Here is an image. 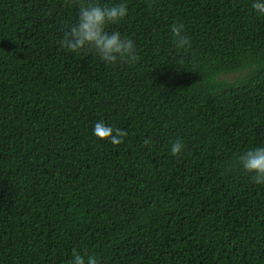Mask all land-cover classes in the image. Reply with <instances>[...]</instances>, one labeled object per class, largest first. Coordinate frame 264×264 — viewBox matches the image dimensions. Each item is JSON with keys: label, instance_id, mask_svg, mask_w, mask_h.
I'll return each instance as SVG.
<instances>
[{"label": "trees", "instance_id": "1", "mask_svg": "<svg viewBox=\"0 0 264 264\" xmlns=\"http://www.w3.org/2000/svg\"><path fill=\"white\" fill-rule=\"evenodd\" d=\"M97 2L126 3L107 27L135 63L59 46L81 0H0V264H264V184L237 161L264 146V16Z\"/></svg>", "mask_w": 264, "mask_h": 264}, {"label": "clouds", "instance_id": "2", "mask_svg": "<svg viewBox=\"0 0 264 264\" xmlns=\"http://www.w3.org/2000/svg\"><path fill=\"white\" fill-rule=\"evenodd\" d=\"M251 8L258 16H264V0H251ZM127 12V5L124 2L106 6L97 0H81L76 20L64 32L59 46L73 53L89 50L105 64L135 63L137 60L135 42L117 30L109 31L107 27L123 20ZM183 27V24L175 23L170 26L176 39L177 49L183 48L189 43L188 38L182 34ZM102 126L107 127L101 122H98L95 127ZM125 134L124 130L110 129L109 139L119 142V138ZM148 142L145 139V143ZM182 149L183 144L179 139L170 146L173 155L179 154ZM237 161L241 169L252 174L254 183L264 184V146L247 149L238 155ZM67 264H98V259L94 255L81 254L73 249V254Z\"/></svg>", "mask_w": 264, "mask_h": 264}]
</instances>
